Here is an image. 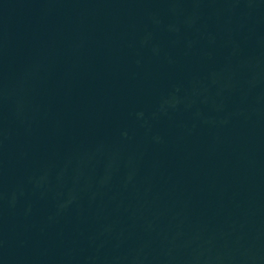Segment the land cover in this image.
<instances>
[{
	"label": "water",
	"instance_id": "water-1",
	"mask_svg": "<svg viewBox=\"0 0 264 264\" xmlns=\"http://www.w3.org/2000/svg\"><path fill=\"white\" fill-rule=\"evenodd\" d=\"M0 264H264V0H0Z\"/></svg>",
	"mask_w": 264,
	"mask_h": 264
}]
</instances>
